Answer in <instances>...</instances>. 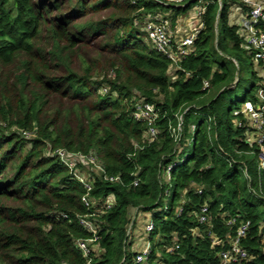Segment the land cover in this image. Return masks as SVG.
I'll return each instance as SVG.
<instances>
[{
	"label": "trees",
	"instance_id": "obj_1",
	"mask_svg": "<svg viewBox=\"0 0 264 264\" xmlns=\"http://www.w3.org/2000/svg\"><path fill=\"white\" fill-rule=\"evenodd\" d=\"M230 1L208 5L193 54L171 72L142 25L167 10L175 22L191 5L0 0V264H88L75 241L92 238L79 218L95 210L82 201L84 185L51 156L59 149L95 154L104 174L89 197H115L97 217L90 264H133L131 209L152 214V264L221 263L228 244L214 245L212 236L225 242L244 221L251 225L242 246L251 259L242 263L264 264V170L251 159L260 149L236 127L229 94L241 82L231 85L220 61L228 47L241 49ZM211 89L215 97L204 102ZM139 96L159 113L153 142L145 139L149 124L133 117ZM204 205L211 228L196 218ZM60 213L68 219H57ZM229 218L237 225L228 226Z\"/></svg>",
	"mask_w": 264,
	"mask_h": 264
},
{
	"label": "built area",
	"instance_id": "obj_2",
	"mask_svg": "<svg viewBox=\"0 0 264 264\" xmlns=\"http://www.w3.org/2000/svg\"><path fill=\"white\" fill-rule=\"evenodd\" d=\"M164 6H171L173 8H183L186 6H196V12H193L189 20L190 23L183 16L177 18L175 22L172 21L170 15L162 13L148 15L144 19L142 25L143 31L147 34V40L160 53H163L172 63L170 71L176 72L182 60L190 56L194 52L195 42L201 32L205 29L202 20L203 15L207 11L208 5L217 1L219 7H222V0H154ZM229 10V25L236 28V33L240 39V47L252 59L256 77L259 79L257 84L256 94L247 99L242 109H237L234 116L237 117L236 127L244 130V139L251 146H256L260 149L258 160L260 169L264 170V0H235L230 1ZM239 68L238 62L232 60ZM239 78L236 77L234 87L238 83ZM210 87L208 81L204 82V89ZM101 93L106 94L107 89H101ZM133 117L149 124V129L145 134V139L148 142H153L159 135V130L154 128V123L159 118V113L155 105L147 103L139 96L134 100ZM182 118H179V130L182 126ZM194 127H192V130ZM49 155V154H48ZM51 156H55L64 164L73 175L74 179L80 184L84 185L87 195L82 198L85 206L95 211L90 215L79 218L82 228L92 235V238L87 240L75 241V247L82 253L83 257L88 260L91 259L93 252L97 251L99 222L98 218L101 214L109 211L115 205V197L110 196L104 203L91 200L89 197L95 183L96 177H101L104 174L102 164L99 162L95 154L81 155L70 153L66 150L59 149ZM179 162L176 161L173 165L163 173L162 178L169 180L170 170ZM167 177V178H166ZM108 179V178H106ZM111 182L118 181L119 178H109ZM138 181H135L137 185ZM197 194L203 193V188L196 186ZM101 204L103 207L100 208ZM182 209H178L180 214ZM209 207L204 205L200 208L196 215L198 222L202 225L211 228L209 218ZM57 219H68L65 213L57 214ZM226 224L230 227L237 225V220L229 218ZM250 222H240L234 236H227L225 242H221L217 237L212 236V243L214 245L224 246L228 244L227 249L219 254L220 262L218 264H243V261L251 259L247 250L242 246V241L246 239ZM155 225L151 217L144 222L143 235L144 238L141 243V250L134 252L133 264H152V244L148 240L150 234L154 231ZM198 231H195V234ZM129 235V231H128ZM264 243V233L263 239ZM176 242L169 248V252L173 253L177 248ZM135 247V245H134ZM139 247V245H138ZM159 264V263H156Z\"/></svg>",
	"mask_w": 264,
	"mask_h": 264
},
{
	"label": "rangeland",
	"instance_id": "obj_3",
	"mask_svg": "<svg viewBox=\"0 0 264 264\" xmlns=\"http://www.w3.org/2000/svg\"><path fill=\"white\" fill-rule=\"evenodd\" d=\"M193 12H196V6L194 5L191 6L190 10L186 14L182 15L184 19H186L188 23L190 24L191 22H189V20H192V21L194 20L193 18H190L191 17L190 14H192ZM159 13L170 15L171 18L174 15V13L170 12L169 10L162 11V12L158 11L155 14H159ZM220 55H221V60H220L221 63L225 66V69L232 76L233 82L231 83V85L234 84L236 77H238L241 82L240 87L233 89L229 94L231 101L235 104L234 110H233V115H234L235 110L242 109L243 104L246 101V95L248 93L250 94L249 96H253L256 94L257 84L259 82V79L256 77V72L254 70L252 59L243 49L236 51L233 47H228L226 52L224 54L220 53ZM232 60H236L238 62L239 68H237V66L234 64ZM215 95H216V90L211 89L210 92L205 95L204 102H209L215 97ZM251 159L255 162L256 166L260 169L259 160L255 159V157L254 158L252 157ZM130 215H131L130 216L131 224L129 225V228H128L129 237H130L129 242H131L130 243V245L132 246L131 250L134 253L135 251L137 252L141 250V243L143 242L141 240H143L144 238V235H143L144 222L146 221L147 218L152 217V214L143 213V212L137 213L135 209H131ZM135 218L137 219H136L135 224L133 225ZM159 264H162V263H159Z\"/></svg>",
	"mask_w": 264,
	"mask_h": 264
}]
</instances>
